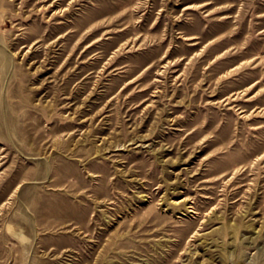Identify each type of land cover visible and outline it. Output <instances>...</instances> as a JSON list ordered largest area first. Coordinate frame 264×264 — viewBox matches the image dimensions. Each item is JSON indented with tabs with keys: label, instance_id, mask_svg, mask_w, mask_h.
<instances>
[{
	"label": "rangeland",
	"instance_id": "1",
	"mask_svg": "<svg viewBox=\"0 0 264 264\" xmlns=\"http://www.w3.org/2000/svg\"><path fill=\"white\" fill-rule=\"evenodd\" d=\"M0 264H264V0H0Z\"/></svg>",
	"mask_w": 264,
	"mask_h": 264
}]
</instances>
